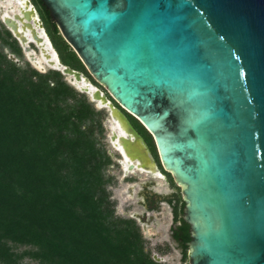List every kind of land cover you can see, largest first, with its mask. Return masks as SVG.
Listing matches in <instances>:
<instances>
[{
  "label": "water",
  "instance_id": "95a60500",
  "mask_svg": "<svg viewBox=\"0 0 264 264\" xmlns=\"http://www.w3.org/2000/svg\"><path fill=\"white\" fill-rule=\"evenodd\" d=\"M2 2L30 60L107 109L126 173L159 169L125 111L152 134L182 187L189 264H264V0H41L106 91L62 62L30 0Z\"/></svg>",
  "mask_w": 264,
  "mask_h": 264
},
{
  "label": "trees",
  "instance_id": "16d2710c",
  "mask_svg": "<svg viewBox=\"0 0 264 264\" xmlns=\"http://www.w3.org/2000/svg\"><path fill=\"white\" fill-rule=\"evenodd\" d=\"M42 8L62 62L98 84ZM7 35L0 32L20 53ZM127 116L155 149L144 125ZM104 129L103 112L61 71L22 67L0 49V264H29L26 255L37 264H164L146 249L137 220L116 214L106 174L113 159L100 142ZM177 198V236L186 262L192 237L185 202L180 193ZM13 244L31 249L19 253Z\"/></svg>",
  "mask_w": 264,
  "mask_h": 264
},
{
  "label": "rangeland",
  "instance_id": "374dc122",
  "mask_svg": "<svg viewBox=\"0 0 264 264\" xmlns=\"http://www.w3.org/2000/svg\"><path fill=\"white\" fill-rule=\"evenodd\" d=\"M0 23H2L0 18ZM51 34L53 36V39H56L57 41L60 40V36L57 35L55 30L51 31ZM34 47V45H31ZM0 49L7 54V56H11L13 52V49L4 41L2 38H0ZM36 53L39 55V50L36 49ZM10 54V55H9ZM15 58L13 55L11 56V60L15 61L18 65L22 67L31 66L32 68H35L39 70L40 72H47L48 70L52 69L48 64L44 65V68L38 66L35 64L34 61L30 60L29 55L23 50L20 53H14ZM10 58V57H9ZM65 76V75H64ZM65 79L69 82L68 76H65ZM99 88L106 91L105 88L97 84ZM76 88V87H75ZM78 90V89H77ZM81 92V91H80ZM83 93V92H82ZM86 94V93H85ZM87 95V94H86ZM89 100L91 101L90 97L87 95ZM92 102V101H91ZM98 110L103 112V123H104V134L100 137V142L107 148L108 152L111 154L113 163L109 165V167L106 170L107 176H110L112 178V181L108 184V189L111 191V197L116 202V214L125 217V218H133V214L135 211H142V206L138 204L136 200V195L130 194L128 191L129 185L131 184V176L133 175L130 173L129 177H124L122 166L118 164V158L119 154L115 150L111 140L110 136L112 134V126L109 123V113L106 108H101L96 105L95 102H93ZM155 144V143H154ZM134 175L137 174L143 175L144 173L142 170L135 171ZM134 179L136 177H133ZM133 180V179H132ZM159 182L166 186L167 184L165 182L164 178H158ZM175 190L182 194V187L177 186L175 187ZM157 216V224H150L147 226V228L143 229V224L140 222V220H137L138 224L141 226L143 236L145 238V243L148 250H150L151 254L157 253L160 256H163L165 259L163 261L164 264H187L189 263V256L188 261L184 262L182 258V251L173 243H167L166 240L169 238V228L171 224V209L168 208V205H163V209L160 212H154ZM184 214V213H183ZM167 243V245H165ZM13 248L15 251L22 253L25 250L31 249V246L28 245H16L13 244ZM24 262H27L29 264H37V261L32 260L28 255H26L23 258Z\"/></svg>",
  "mask_w": 264,
  "mask_h": 264
},
{
  "label": "flooded vegetation",
  "instance_id": "af4514ba",
  "mask_svg": "<svg viewBox=\"0 0 264 264\" xmlns=\"http://www.w3.org/2000/svg\"><path fill=\"white\" fill-rule=\"evenodd\" d=\"M30 2L34 5L37 13L39 14V18L42 20L44 27L48 33L47 26H46L45 21L42 17V10H43L42 7L44 5L39 6L35 2V0H30ZM0 4H4L2 2V0H0ZM4 6H5V8H7L5 4H4ZM7 6H9V5H7ZM0 18L2 19L1 14H0ZM7 31H9L11 33V37H8V38H10V40H12V41L16 40V44L21 48V52H22L24 49L21 46L20 41L13 35V33L3 23H0V32H2V34L6 37L8 36ZM48 35H49V33H48ZM31 45H34V43H32ZM14 53H12L11 56L13 55V57L15 58ZM11 56H9V57L12 58ZM125 113L127 115L130 114L126 111H125ZM131 123H132V121H131ZM133 126L144 137L146 143L148 144V146L151 150V153H152V155L156 161V165L159 169V172L157 174L153 175L152 173L142 171L144 173V176L140 175V174H137L135 176L134 173H136L135 172L136 170L135 171H128V173H126V169L122 165V160L124 159V155L120 150H118L113 145L115 150L119 154V158L117 161H118V164H120L122 166L124 177L125 178L129 177L130 173L133 174L131 176V178L133 180L131 179V184L129 185L128 191L130 192V194H132L134 196L136 195V200H137L138 204L141 205L143 208L142 211H135L132 216L136 220H140V222L143 224V229H144V227L147 228V226L150 224H154V225L157 224L158 223L157 222V216L154 212H160L163 209V205H165V204L168 205V208L171 209L172 217H171V224H170V228H169V238L166 241H167V243L173 242L181 251H183V247L181 245L182 241L177 236V228L181 224V220L177 217L176 209H175L176 208L175 205H176L177 199H178L177 198L178 192L175 190V187H177L178 184L175 182L172 174L164 169V167L161 163V160H160L159 152L157 150V146H156L154 138H153V140L155 143V149L156 150L153 149L151 144L147 141V138L145 137V135L134 124H133ZM137 171H139V170L137 169ZM169 174H170V176H172L175 184L171 180ZM133 177H136V178L134 179ZM158 178H164L165 179V182L167 184V189H166V186H163L159 182ZM183 218H184V215H183ZM167 243L165 245H167ZM146 249H149V248H146Z\"/></svg>",
  "mask_w": 264,
  "mask_h": 264
},
{
  "label": "bare ground",
  "instance_id": "6f19581e",
  "mask_svg": "<svg viewBox=\"0 0 264 264\" xmlns=\"http://www.w3.org/2000/svg\"><path fill=\"white\" fill-rule=\"evenodd\" d=\"M6 7H8L7 5H6ZM11 13V12H10ZM54 56H56V54H54ZM56 58V57H55ZM35 64H37L38 66H40V67H43L45 64H48V61L47 60H45L44 58H41V59H39V61H35ZM143 171V170H142Z\"/></svg>",
  "mask_w": 264,
  "mask_h": 264
}]
</instances>
